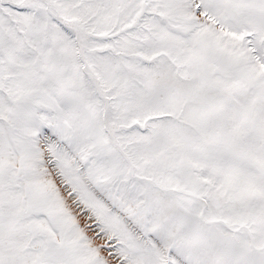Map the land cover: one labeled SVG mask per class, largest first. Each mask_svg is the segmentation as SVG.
Returning a JSON list of instances; mask_svg holds the SVG:
<instances>
[{
	"label": "snow or ice",
	"instance_id": "1",
	"mask_svg": "<svg viewBox=\"0 0 264 264\" xmlns=\"http://www.w3.org/2000/svg\"><path fill=\"white\" fill-rule=\"evenodd\" d=\"M0 264H264V0H0Z\"/></svg>",
	"mask_w": 264,
	"mask_h": 264
}]
</instances>
